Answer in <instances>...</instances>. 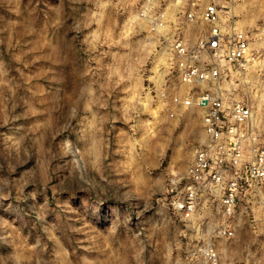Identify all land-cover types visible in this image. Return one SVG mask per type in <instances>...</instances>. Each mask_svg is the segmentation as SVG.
Segmentation results:
<instances>
[{
	"label": "rangeland",
	"instance_id": "1",
	"mask_svg": "<svg viewBox=\"0 0 264 264\" xmlns=\"http://www.w3.org/2000/svg\"><path fill=\"white\" fill-rule=\"evenodd\" d=\"M180 8L0 0V264H264V221L246 199L230 217L206 190L193 213L172 203L207 139L203 109L174 101L190 88L171 67ZM232 20L263 22L264 0H238ZM261 64L224 88L264 139Z\"/></svg>",
	"mask_w": 264,
	"mask_h": 264
},
{
	"label": "built area",
	"instance_id": "2",
	"mask_svg": "<svg viewBox=\"0 0 264 264\" xmlns=\"http://www.w3.org/2000/svg\"><path fill=\"white\" fill-rule=\"evenodd\" d=\"M176 1L185 8H180L177 18L188 21V28L178 21L168 39L171 67L190 88L185 99L176 94L174 101L203 109L207 139L196 148L184 192L172 203L186 214L193 213L199 191L206 190L220 198L228 217L236 215L245 199L264 216V139L253 107L224 88L233 76L239 79L262 68L264 21L249 29L238 27L232 20L238 0ZM150 19L154 28L162 29L169 17L163 8ZM221 228L225 235L233 234L232 226Z\"/></svg>",
	"mask_w": 264,
	"mask_h": 264
},
{
	"label": "crops",
	"instance_id": "3",
	"mask_svg": "<svg viewBox=\"0 0 264 264\" xmlns=\"http://www.w3.org/2000/svg\"><path fill=\"white\" fill-rule=\"evenodd\" d=\"M255 26V25H254ZM253 27V26H252ZM246 29H249V28H251V27H245ZM245 201L243 200L242 202H241V205H240V212H243V203H244ZM246 202H248L247 200H246ZM249 206V205H248ZM251 206H253V208H254V211L252 210V212H256L257 210L258 211H260L261 212V217H260V219L259 220H261V221H264V216H263V213H262V211H261V209L258 207V206H255V204H252L251 203V205L249 206L250 207V209H251ZM246 207V208H245ZM244 207V210L245 211H247L246 209H248V207H247V205Z\"/></svg>",
	"mask_w": 264,
	"mask_h": 264
}]
</instances>
